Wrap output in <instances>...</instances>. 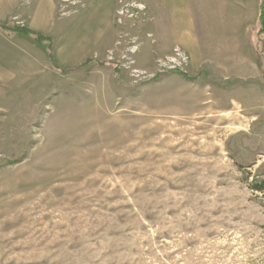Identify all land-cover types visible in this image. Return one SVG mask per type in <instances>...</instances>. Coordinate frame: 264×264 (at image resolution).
Segmentation results:
<instances>
[{"label":"rangeland","instance_id":"obj_1","mask_svg":"<svg viewBox=\"0 0 264 264\" xmlns=\"http://www.w3.org/2000/svg\"><path fill=\"white\" fill-rule=\"evenodd\" d=\"M263 1L54 0L56 67L0 94V264H264Z\"/></svg>","mask_w":264,"mask_h":264},{"label":"crops","instance_id":"obj_2","mask_svg":"<svg viewBox=\"0 0 264 264\" xmlns=\"http://www.w3.org/2000/svg\"><path fill=\"white\" fill-rule=\"evenodd\" d=\"M46 1L47 9L44 12L45 8L38 7V0L33 4L31 0L28 3L24 0H0V94L18 79L17 73H20L24 79L26 73L36 74L34 70L40 73L48 68V56L42 44L32 36L12 29L26 27L50 36L49 25L55 15L56 5L54 0ZM182 1L184 5L185 0ZM196 45V40L189 41V44L187 41L186 47L194 50ZM81 55L83 52L70 60L82 57ZM36 63L38 69H35Z\"/></svg>","mask_w":264,"mask_h":264},{"label":"trees","instance_id":"obj_3","mask_svg":"<svg viewBox=\"0 0 264 264\" xmlns=\"http://www.w3.org/2000/svg\"><path fill=\"white\" fill-rule=\"evenodd\" d=\"M258 20H259V24L261 25V28H263L262 32H264V1L260 5ZM12 29L15 31L23 32L26 35H30L33 38H35L39 43L43 44L44 47H46V49L48 51V57H49L50 62L52 63V65L54 67H56L54 64V54H53L54 43H53V39L51 36L46 35V34L39 32V31L30 30L29 28H26V27H24V28L18 27V28H12ZM88 61H90V59L87 60V63H88ZM253 185H254V188L256 190L264 192V180H262L261 182H260V180L256 181V182H254Z\"/></svg>","mask_w":264,"mask_h":264},{"label":"bare ground","instance_id":"obj_4","mask_svg":"<svg viewBox=\"0 0 264 264\" xmlns=\"http://www.w3.org/2000/svg\"><path fill=\"white\" fill-rule=\"evenodd\" d=\"M187 130V129H186ZM187 132V131H186Z\"/></svg>","mask_w":264,"mask_h":264}]
</instances>
